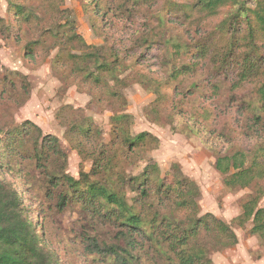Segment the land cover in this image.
<instances>
[{
    "label": "rangeland",
    "instance_id": "1",
    "mask_svg": "<svg viewBox=\"0 0 264 264\" xmlns=\"http://www.w3.org/2000/svg\"><path fill=\"white\" fill-rule=\"evenodd\" d=\"M253 1L245 0L244 7L252 9ZM10 3L25 5L27 15L15 13ZM51 3L0 0V139L9 129L32 121L42 135L52 134L60 141L64 154L59 160L51 156L52 170L76 180L81 173L90 174V181L125 194L128 204L148 221L171 214L187 218L185 211L176 212L158 195L157 186L177 164L199 188L197 215L213 214L237 237L236 244L224 248L204 237L201 243H207L211 263L264 264V234L252 232V218L243 223L238 219L242 204L251 197L264 208V106L259 96L264 65L241 79L238 58L226 55L233 31L229 15L238 3H228L214 15L201 12L191 0ZM58 8L66 9L64 16L74 21L86 44L118 55L120 67L112 76L101 73L102 84L70 71V55L83 49L79 42H66ZM236 22L235 47L240 53L246 47L240 39L247 28L240 19ZM256 46L264 57L261 38ZM112 90L124 100H115ZM124 128L132 137L149 136L128 153L119 147ZM38 135L26 136L19 147L33 148ZM237 151L246 154L245 167L258 160L255 165L263 172L245 187H228L215 161ZM148 164L157 171L148 196L140 200L137 182L129 179L141 176ZM12 165L20 167L7 168L0 177L24 197L42 246L58 264L114 263L115 254L91 252L86 243L94 239L100 247L124 248V228L113 218H98L85 210L65 180L52 187L31 158L14 160ZM80 188H85L84 180ZM62 192L69 193L71 202L59 210L56 201ZM133 252L140 257L139 264H167L148 242Z\"/></svg>",
    "mask_w": 264,
    "mask_h": 264
},
{
    "label": "trees",
    "instance_id": "2",
    "mask_svg": "<svg viewBox=\"0 0 264 264\" xmlns=\"http://www.w3.org/2000/svg\"><path fill=\"white\" fill-rule=\"evenodd\" d=\"M48 5L57 1L61 3L63 0H45ZM138 2H151L153 0H132ZM192 6L206 15H214L220 7L226 6L228 3L239 5L235 13H230L229 28H233L227 45V56L232 59L238 58L241 79L258 73L264 65V57L256 46V39L261 38L264 41V0H255L252 9L244 7L245 0H191ZM13 11L17 14L26 16L25 5L10 3ZM241 8V9H240ZM66 10V9H65ZM58 8V13L63 25L64 36L66 42L75 45L80 43L83 51L78 54H71V72L80 75L83 79L90 78L93 83H103L104 75L112 76L116 69L120 67L121 61L114 51L106 52L101 50V46L88 45L76 32L74 21L69 20V16H64V11ZM241 16L242 18H238ZM244 22L247 28V35L240 39L245 42V50H236L238 42V29L234 27L238 20ZM228 20V18H226ZM179 45L176 43V46ZM249 45V46H248ZM111 59V60H108ZM232 64V62H230ZM229 64V66H231ZM189 65V64H188ZM184 65L185 67H189ZM224 65H228L225 64ZM241 66V67H240ZM176 70V68H175ZM175 70H173L174 74ZM181 72V71H179ZM108 86V85H106ZM110 88V87H109ZM26 90V89H25ZM115 96V100H124L121 93L111 91ZM259 96L264 106V79L259 88ZM123 117V116H122ZM260 120L258 116H255ZM121 116H115L114 120L118 121ZM88 131L90 126L87 127ZM33 132L39 134V138L34 141L33 148L23 149L19 147L21 140ZM89 133V132H87ZM123 138H121L119 147L125 151H132L135 146L144 141L148 133H140L134 137L130 136L124 128ZM121 137V136H120ZM63 150L58 137L52 134L42 135L41 129L32 121L26 120L5 132L4 137L0 139V173H6V169H12L14 166L11 162L14 160H24L27 157L34 161L37 168L42 170L52 187L58 186L63 180L68 187L72 188L78 200L81 199L82 206L85 210L94 212L98 218H108L115 220L114 222L124 228V248H116L114 246L100 247L96 240L92 239L86 243L87 249L91 252H104L109 255L115 254L113 264H139V256L133 252L138 245L141 247L143 242H148L156 252L164 255L167 264H212L211 259L206 255V242L201 240L212 238L215 243L221 244V248L229 247L237 243V237L231 226L218 219L210 213L198 216L197 196L199 188L197 185L185 176L178 165L175 164L170 169V176L161 180L157 186L158 195L164 198L176 212L187 213V218L181 220L173 217L174 215H165L162 218L146 220L142 213L135 209L133 205H129L124 195L110 189L106 186L90 181L88 173H81L78 180L70 176H63L61 171L52 170L49 167L51 156H56L59 160L63 156ZM104 159V158H103ZM247 156L242 151H237L232 155H220L216 158V169L226 175L225 185L228 187H245L249 185L256 177L261 176L263 169L258 168L252 161V165L245 167ZM102 161L99 162L101 166ZM98 166V167H99ZM20 167V166H18ZM17 167V168H18ZM257 167L255 170L254 168ZM157 171L154 164H148L141 176L129 179V183L136 184L139 188L140 200L148 196L147 188L153 179V172ZM96 170H92V174ZM169 177V178H167ZM84 180V189L80 188V184ZM4 177H0V264H58V262L49 254L41 244L39 235L34 229L33 223L29 220L26 213L27 208L24 206V197L18 191L7 183ZM257 197L245 201L242 204V213L238 217L241 223L252 218V232L264 234V208L257 206ZM71 202L68 192H62L58 196L56 206L59 210H63L67 204ZM140 237L141 239H136ZM124 252L122 254L120 251Z\"/></svg>",
    "mask_w": 264,
    "mask_h": 264
}]
</instances>
